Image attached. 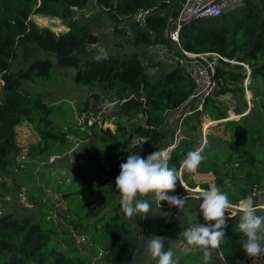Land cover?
Instances as JSON below:
<instances>
[{
	"label": "trees",
	"instance_id": "obj_1",
	"mask_svg": "<svg viewBox=\"0 0 264 264\" xmlns=\"http://www.w3.org/2000/svg\"><path fill=\"white\" fill-rule=\"evenodd\" d=\"M86 2L0 0V170H11L18 165L14 161L19 152L15 127L22 122L30 124L37 134L22 161L25 167H33L32 161L43 162L51 155L68 152L74 145L68 134L81 141L94 136L91 141H94L95 149L88 152L84 145L82 151L88 152L87 162L97 177L87 183L75 182L73 178L67 185L64 179H53L49 186L67 204L66 212L81 222L92 219L84 223L82 231L88 232L92 241L90 248L99 264H130L132 259H135L133 264H138V260L151 256L144 242H149L152 236L167 238L165 250H173V259L178 264H204L202 253L191 250L180 235L195 223H206L199 213L201 200L188 191L195 187L208 189V184L196 181L195 176L211 174L213 186L228 194L231 205H237L251 195L253 187L258 191L256 196L264 194V103L259 105L257 113L248 111L242 115L239 108L233 107L232 113L236 116L228 118V107L216 100L225 93L242 94L245 81L248 82L246 88L253 84L264 87V0H242L217 17L192 18L180 24L178 40L183 50L195 54L212 52L219 57L212 73L214 93L203 97L199 109L182 116L167 138L161 135L167 114L179 110L196 87L184 64L178 59L168 68L158 59L145 63L137 52L88 57L86 46L95 44L98 39L87 25L72 21L65 31L54 33L46 27H38L29 18L34 15L64 19L71 17L73 10L82 8ZM94 2L115 23L134 20L142 13V27L134 33L133 45L168 46L164 35L166 20L176 15L179 0ZM38 50L47 57L53 56L56 66L74 68L71 75L74 83L111 92L117 101L112 130L102 129L96 122L88 124V130H80L75 122L69 124L66 131L55 129L49 117L52 107L39 94L30 93L22 85L24 81L44 83L53 77L50 59L36 57ZM20 58L25 65L15 63ZM149 69L153 71L150 73ZM98 98L99 95L92 92L78 103L79 116L91 109ZM137 113L141 114L140 119L131 122ZM200 115L215 126L221 125L222 134L208 131L203 137L200 133L194 134L192 131L198 127ZM122 120L130 123L126 125ZM177 127L179 134L174 139ZM184 127H189L190 133H182ZM151 143L155 151L166 150L165 154L170 156L169 167L177 169V187L169 194L186 196L187 200L181 212L175 207L170 208L166 201L161 202L159 209L153 201L145 223L143 215L131 219L125 216L114 184L120 164L126 162L127 156L139 153L143 157ZM202 144L206 159L196 173L189 174L181 168L182 161L189 151ZM100 174L107 177L100 178ZM31 176L26 173L11 177L12 187L23 188ZM33 190L35 194H27V198L36 203L40 186ZM9 194L10 186L0 172V198ZM45 207L51 208L52 203L46 200ZM230 215L226 239L213 252L209 264H242L245 253L241 240L245 237L237 231L240 211ZM257 215H264V210L258 209ZM57 234L47 213H42L37 220L30 215L1 214L0 264H91L90 255L79 253L73 245L67 249L57 245Z\"/></svg>",
	"mask_w": 264,
	"mask_h": 264
},
{
	"label": "rangeland",
	"instance_id": "obj_2",
	"mask_svg": "<svg viewBox=\"0 0 264 264\" xmlns=\"http://www.w3.org/2000/svg\"><path fill=\"white\" fill-rule=\"evenodd\" d=\"M30 19L33 20L38 27H46L54 33L65 31L67 24L72 21L87 25L98 39L95 44L86 46L85 51L88 57L121 56L131 52H137L141 55L142 61L147 63L154 61V59H157L162 54H167V57L159 58L158 60L166 66L165 68L171 67V65L174 64V55L171 51H168V47L166 51L162 52L154 45L144 47L132 44L134 33H136L137 29L142 27L140 18L122 23H115L108 13L95 4L94 0H87L82 8L74 9L71 17L64 19H44L31 16ZM36 55V57L39 56L40 58L47 57L40 50L36 52ZM47 58L50 59L51 62L50 70L53 77L44 83H30L24 81L22 85L30 93L39 94L45 103L52 107L49 117L55 129L66 131L68 125L74 122L76 126L81 125L79 124L81 116H79L77 111V105L85 100L86 96L95 92L99 95V101H106L109 105L112 103L110 106L108 105L109 108L107 107L105 114L98 119L102 129L109 128L112 130L114 127L113 122L116 121V117L113 116V113L116 111V103L114 102V97L111 95V92L108 90H96L95 88L74 83L71 77L75 72L74 68L58 67L55 65L53 56L50 55ZM15 63L18 65H25V62L21 58ZM149 71L151 73L153 69H149ZM54 79L55 81H51ZM247 83L246 81L244 82L242 94L225 93L216 97L220 105L228 107V118L236 116L232 113L233 107L239 108L242 115L248 111H250V113H257L259 105L264 103V87L259 84H253L250 88H246ZM214 91L215 85L211 88L209 94L214 93ZM87 100L88 103H92L91 99ZM194 100L195 99L191 102H187L179 109L177 118H179L180 114L184 116L187 111H192L193 108L196 107L197 102ZM96 104L97 101L93 104L91 109L84 111V113L82 112V116L87 112H95ZM167 116H169V114H167ZM199 119L198 127L195 126V129L192 131L194 134L200 133L201 137H203L207 131L214 134H222L223 128L221 125L215 126V123H210L208 118L203 115H200ZM134 121V118H132L131 122ZM122 122L126 125L130 123L125 120H122ZM169 122V120H166V126L163 128V131L167 129V131L170 132L172 130L174 124L170 125ZM171 123L173 122L171 121ZM183 130L182 133L184 134L185 131L190 133L189 127H184ZM15 133V140L19 145V152L15 156L14 161L18 163V165L11 170H0L3 179L6 180L10 186L9 196L0 198V215L12 212L16 215H30L34 220H37L42 213H47V215L51 216L58 230L56 236L57 245L63 249H67L70 245H73L79 253H87L90 255L91 264H99V260L93 256V249L91 250L90 248L92 241L90 240L88 232L85 233L82 231L84 223L91 222L92 219H85L81 222L74 215L66 212L67 204L60 197V194L54 192L49 186L53 179H56V181L64 179V183L67 185L73 178L75 182L87 183L97 177V173L92 169L91 164L87 162L88 152L95 149L94 141H91L94 136H90L84 141H78L76 146H73L66 153L56 156L51 155L43 162L32 161L31 165L33 167H25L22 161L25 160V153L29 150L30 144L37 139V134L34 132L31 125L26 122H22L15 127ZM67 137L69 139L72 138L70 134H68ZM186 138L190 137L186 136ZM84 145H87L88 152L85 150L82 151ZM154 147V144L151 143L143 157L146 158L155 151ZM162 152H164V150ZM26 173H30L32 176L29 181H25L24 187L18 189L12 187L10 183L11 177ZM195 177L196 181L207 182L208 188L213 186L211 174H199ZM37 186H40V191H37V202L31 203L27 198V194L33 193V187L36 188ZM200 190L201 188L195 187L188 192L193 193L192 195L197 198L198 194L196 193H199ZM253 199L254 206H258V209L264 210V194L253 197ZM46 200L52 203L51 208L45 207ZM240 202H238L237 205H231L229 209L230 214L239 211ZM146 220L147 219H145V223ZM143 236L144 230L140 233V241H142ZM144 247L148 248L147 241L146 243L144 242ZM134 261L135 259H132L130 264H133ZM138 262V264H158V262L153 260L149 255L142 260H138Z\"/></svg>",
	"mask_w": 264,
	"mask_h": 264
},
{
	"label": "clouds",
	"instance_id": "obj_3",
	"mask_svg": "<svg viewBox=\"0 0 264 264\" xmlns=\"http://www.w3.org/2000/svg\"><path fill=\"white\" fill-rule=\"evenodd\" d=\"M146 142L147 138L144 140ZM204 148L202 144L196 150L189 151L181 168L189 174L196 173L201 162L206 159ZM169 159L170 156L158 150L146 158L139 153L129 154L126 162L120 164V173L114 185L120 194L121 210L128 219L135 215H143L147 219L153 201L159 209L162 207L161 202L166 201L170 208L183 211L187 197L169 194L175 192L179 180L177 169L169 167ZM254 196L255 193H252L240 202L237 229L245 237L241 240V248L246 257L252 259L264 254V215H257L258 206H254ZM197 199L201 200L199 213L206 223H195L180 235L191 250L202 253L204 264H209L213 252L226 239L227 220L232 218L229 214L231 204L228 194L216 186L201 189ZM166 239L161 236L149 238L148 252L158 264H178L173 259V250H165Z\"/></svg>",
	"mask_w": 264,
	"mask_h": 264
},
{
	"label": "built area",
	"instance_id": "obj_4",
	"mask_svg": "<svg viewBox=\"0 0 264 264\" xmlns=\"http://www.w3.org/2000/svg\"><path fill=\"white\" fill-rule=\"evenodd\" d=\"M241 1L242 0H179L180 5H179V9L176 15L169 16L166 20L164 35L167 39L168 46L164 44L154 45L158 49H160V51L162 52L166 51L168 47L169 48L168 51H171L173 54H176V59H178L180 64H184L186 72L195 82L196 87L194 88L192 94L189 97V100L187 101V102H191L193 99H195L194 101L197 102V105L193 109H199L201 107L203 97L210 93L211 88L214 86V82L213 80L211 81L208 79L205 69L203 68L201 64L197 62L187 63L182 58L192 57L194 55L200 56L206 60L207 65L210 69V72L213 73L216 60L218 59L219 56L216 53H212V52L195 54V53H190V52L183 50L180 47L179 40H178V31H179L180 24L182 22H186L192 19L193 16H197V18L198 17H205V18L217 17L223 12H225L227 9L236 7L238 4L241 3ZM136 18L142 19V13L138 14ZM242 65L244 69H248L246 65L244 64ZM1 85H2V81L0 79V86ZM114 102L117 103L115 99H114ZM108 105L109 103L106 101L97 100L96 111L87 112L83 116H81V120L79 121V124L81 125H78V128L80 130H86L87 125L90 124L91 122H96L97 124H100V121L98 119L101 118V116L105 114V111ZM189 112L190 111H187L186 113H189ZM181 116L182 115L180 114L179 119L181 118ZM140 117H141V114L137 113L136 116L134 117V120L138 121ZM173 124L178 125V121L177 120L174 121ZM178 131H179V127H177L174 132V139L176 138ZM70 140L74 143L73 146H76L77 142L80 141L76 137H73V136ZM165 151L166 150H164V152ZM99 177L106 178L107 176L105 174H100ZM252 193H255V196L258 195V191L256 190V188L254 187L252 188L251 194ZM242 264H264V254L254 257L253 259L247 258L245 254L242 259Z\"/></svg>",
	"mask_w": 264,
	"mask_h": 264
},
{
	"label": "crops",
	"instance_id": "obj_5",
	"mask_svg": "<svg viewBox=\"0 0 264 264\" xmlns=\"http://www.w3.org/2000/svg\"><path fill=\"white\" fill-rule=\"evenodd\" d=\"M36 17V18H48V17H40V16H34V15H30L29 16V18L30 17ZM48 19H54V18H48ZM55 19H58V18H55ZM174 55V63L176 62V55L175 54H173ZM163 57H167V54L165 55V54H162V55H160L159 57H158V59L159 58H163ZM181 109V108H180ZM179 110H177V111H174V112H169L168 114H169V116H167V119L166 120H169L170 122H169V124L170 125H172L173 123H171V120H172V122H174V121H178L179 122V118H177V116H178V114H177V112H178ZM176 115V116H175ZM179 134V133H178ZM177 134V135H178ZM161 135H163V138H167L169 135H170V132H168L167 131V129L165 130V131H163V133L161 134ZM6 181V180H5ZM7 183V185L9 186V183L8 182H6ZM11 183V182H10ZM7 197V196H6Z\"/></svg>",
	"mask_w": 264,
	"mask_h": 264
},
{
	"label": "water",
	"instance_id": "obj_6",
	"mask_svg": "<svg viewBox=\"0 0 264 264\" xmlns=\"http://www.w3.org/2000/svg\"><path fill=\"white\" fill-rule=\"evenodd\" d=\"M193 18H197V16H193ZM182 59L187 63L197 62V63L201 64L203 66V68L205 69V72H206L208 79L212 81V72H210V69H209L207 62L204 58L197 56V55H194L192 57H183Z\"/></svg>",
	"mask_w": 264,
	"mask_h": 264
}]
</instances>
